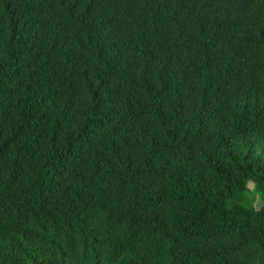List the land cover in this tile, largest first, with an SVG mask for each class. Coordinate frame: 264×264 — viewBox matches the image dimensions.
Here are the masks:
<instances>
[{
	"label": "trees",
	"instance_id": "obj_1",
	"mask_svg": "<svg viewBox=\"0 0 264 264\" xmlns=\"http://www.w3.org/2000/svg\"><path fill=\"white\" fill-rule=\"evenodd\" d=\"M0 264H264V0H0Z\"/></svg>",
	"mask_w": 264,
	"mask_h": 264
},
{
	"label": "rangeland",
	"instance_id": "obj_2",
	"mask_svg": "<svg viewBox=\"0 0 264 264\" xmlns=\"http://www.w3.org/2000/svg\"><path fill=\"white\" fill-rule=\"evenodd\" d=\"M248 200L256 208L262 206L260 193L257 191L255 184L252 182L248 185Z\"/></svg>",
	"mask_w": 264,
	"mask_h": 264
}]
</instances>
